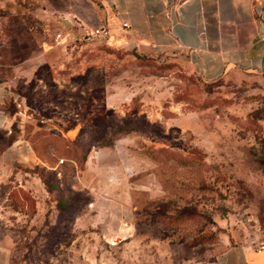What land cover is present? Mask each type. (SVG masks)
Wrapping results in <instances>:
<instances>
[{
    "label": "rangeland",
    "instance_id": "rangeland-1",
    "mask_svg": "<svg viewBox=\"0 0 264 264\" xmlns=\"http://www.w3.org/2000/svg\"><path fill=\"white\" fill-rule=\"evenodd\" d=\"M0 16L17 57L45 56L0 132L10 264H187L255 231L263 75L206 82L186 51L107 27L104 0H0Z\"/></svg>",
    "mask_w": 264,
    "mask_h": 264
},
{
    "label": "crops",
    "instance_id": "crops-1",
    "mask_svg": "<svg viewBox=\"0 0 264 264\" xmlns=\"http://www.w3.org/2000/svg\"><path fill=\"white\" fill-rule=\"evenodd\" d=\"M107 27H117L139 50L179 48L188 53L192 71L212 82L231 72L264 76V16L256 13L259 0H104ZM0 16V132L12 124L22 95L15 84L31 80L45 61L38 51L17 57L10 46L11 32ZM127 23V27H123ZM22 148L18 141L14 146ZM0 151V171L11 163ZM5 165V166H3ZM2 169V170H1ZM1 174V172H0ZM257 232L241 234L209 258L187 264H264L256 250ZM0 264H10L0 232Z\"/></svg>",
    "mask_w": 264,
    "mask_h": 264
},
{
    "label": "built area",
    "instance_id": "built-area-1",
    "mask_svg": "<svg viewBox=\"0 0 264 264\" xmlns=\"http://www.w3.org/2000/svg\"><path fill=\"white\" fill-rule=\"evenodd\" d=\"M256 13L259 17L263 18L264 16V0H259ZM123 27H127V23H123ZM96 33L99 32L97 29ZM255 232L258 234V240L256 243V250L261 251L264 254V218L258 220L254 223Z\"/></svg>",
    "mask_w": 264,
    "mask_h": 264
},
{
    "label": "water",
    "instance_id": "water-1",
    "mask_svg": "<svg viewBox=\"0 0 264 264\" xmlns=\"http://www.w3.org/2000/svg\"><path fill=\"white\" fill-rule=\"evenodd\" d=\"M63 23H65V25H69V21L67 19H63Z\"/></svg>",
    "mask_w": 264,
    "mask_h": 264
}]
</instances>
